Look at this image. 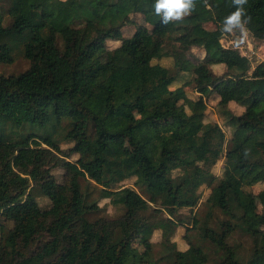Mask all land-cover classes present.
I'll use <instances>...</instances> for the list:
<instances>
[{"label": "trees", "instance_id": "1", "mask_svg": "<svg viewBox=\"0 0 264 264\" xmlns=\"http://www.w3.org/2000/svg\"><path fill=\"white\" fill-rule=\"evenodd\" d=\"M1 3L0 64H14L23 42L30 67L0 75V264H264V211L248 190L264 183V63L253 69L221 44L233 0H193L167 24L156 0H10L8 28ZM243 9L242 27L233 29L264 42V0ZM134 14L145 17L149 35L124 37ZM196 50L205 52L198 60ZM187 88L217 97L229 140ZM53 122L56 135L66 125L67 151L54 132H7ZM120 137L131 152L119 148ZM129 180L138 190L121 185ZM40 194L49 208L40 207ZM100 199L122 214L91 219ZM181 226L186 250L173 242ZM236 233L252 240L248 260Z\"/></svg>", "mask_w": 264, "mask_h": 264}, {"label": "rangeland", "instance_id": "2", "mask_svg": "<svg viewBox=\"0 0 264 264\" xmlns=\"http://www.w3.org/2000/svg\"><path fill=\"white\" fill-rule=\"evenodd\" d=\"M2 8L4 10L5 13V19H4V26L5 27H10V24L12 22L11 16H10V9H11V4H10V0H2ZM206 27L209 30H215L216 26L214 24H207ZM242 30V32H241ZM245 30V28L240 29H232L231 31H228L226 33V35H224V37L221 39V43H223L222 45L225 46L226 48H231L234 49L233 44L231 42H234L235 40H237L240 36H242L243 31ZM137 31H142L145 34L149 35L152 32V27L150 25H148L145 22V17L141 14H134L131 15L128 20H127V25L123 30V35L126 38H130L133 37L135 35V33ZM234 40V41H232ZM17 43V49L15 51V58L16 61L14 64H0V75H4V76H10V75H19L23 72H25L27 69H29L30 67V62L28 60H26L22 54V47L20 44H22L23 42H16ZM13 43V44H16ZM258 44H262V42L253 39V47H254V53H255V58L253 59H257V54L259 57V62H264V44L261 46H259ZM108 45L110 48H115L116 46L119 45V43L116 42H108ZM205 52L203 50H196L193 53V59L194 60H198V58H202L204 56ZM245 55H250L248 53H246ZM258 64H254L252 66L253 69L256 68ZM214 69L216 70V72L218 74H224L225 72V67L223 65H215ZM187 92L189 94V96L192 97H202L208 107V119H207V123L210 124H219L220 126L223 127L225 133H226V137L227 140L230 139V131L229 129H227L224 125H223V119L220 117L218 109H217V104H218V99L216 96L207 98L205 97L203 94L200 93V90H193L192 88H187ZM233 109L240 113L245 111L244 107H241L237 104H233ZM138 118H140V114L137 113ZM52 124H55L54 122L51 123V125H49V127L47 126L46 128H42L40 126H32V125H24L23 127H21L20 129H15L12 127L8 128V133H12L13 131L19 132L20 134H28V133H35L39 136H43L47 133H55L54 131V127ZM58 128V127H57ZM66 125L63 124L61 127L58 128L57 130V135L55 133V135L57 136V140L61 141V148L64 151H67L71 145L65 143L63 141V137L66 134ZM38 142H40V139H38ZM118 145L119 148L121 150L127 151V152H131L132 151V147L129 145L128 141L123 138L120 137L118 140ZM42 146H45V144L42 143ZM46 147V146H45ZM76 156H74L73 158H71V160H76ZM226 158H222L212 169V173L214 174V176L216 178H220L223 175L224 172V168L226 165ZM53 174L55 175V177L57 178L58 181L62 180V175H63V171L62 170H56L53 172ZM51 182V177H47L46 179L43 180L44 184H50ZM124 187H130V188H134L136 190H138L135 186H134V181L133 180H129V181H125L121 184ZM249 191H251L253 193L254 199L257 202L258 206H259V211L263 212L264 211V202L262 199V192L264 191V183L261 184H256L253 187L248 189ZM210 183L204 185L201 189V193H202V197L199 201L198 206H200L206 199L207 195L210 193ZM96 197H98L96 195ZM37 200L39 202V205L41 208L43 209H47L51 206L50 200L44 196V195H39L37 196ZM155 207H160V205L155 204ZM99 207L101 208V211L97 214H92L90 215L91 219H96L99 217H108V218H116L119 217L123 210L120 208H116L115 206L112 205L111 201L109 199H100L99 200ZM181 212V215H187L189 214V209H184ZM186 234V228L184 227H179V229L177 230L176 235L173 238V242H176L178 244V248L180 250H186L188 248V244L185 241V236ZM161 240V235L159 232H157L153 238V241L155 243H158ZM232 241L234 243H238L242 246V256L245 260H248L252 254V240L248 237L245 236L241 233H236L232 239ZM141 245V238H136L133 241V246L135 248H138Z\"/></svg>", "mask_w": 264, "mask_h": 264}, {"label": "clouds", "instance_id": "3", "mask_svg": "<svg viewBox=\"0 0 264 264\" xmlns=\"http://www.w3.org/2000/svg\"><path fill=\"white\" fill-rule=\"evenodd\" d=\"M247 0H233L237 5V10L225 21V29L231 31L234 27H242L241 16L243 15V5ZM193 7V0H156L155 11L163 15V23L170 20H180L183 15Z\"/></svg>", "mask_w": 264, "mask_h": 264}, {"label": "built area", "instance_id": "4", "mask_svg": "<svg viewBox=\"0 0 264 264\" xmlns=\"http://www.w3.org/2000/svg\"><path fill=\"white\" fill-rule=\"evenodd\" d=\"M241 32H242V30H241ZM224 35H226V34H224ZM253 39H255L254 36L247 29H245L243 31L242 36H240L235 41L232 40L234 42H231L233 44V46H234L233 47L234 48L233 50H238L241 56L247 58L251 62L252 66L254 64L260 65V64L264 63V62H261V63L259 62V57L260 56L258 57V54L256 56L257 59H253V58H255L254 57L255 56V53H254V47H253ZM221 44H223V43H221ZM263 44H264V42H262V44H258V45L259 46L260 45L262 46ZM223 47L225 49H231V48H226L225 46H223ZM246 53H248L250 55L247 56V55H245Z\"/></svg>", "mask_w": 264, "mask_h": 264}]
</instances>
